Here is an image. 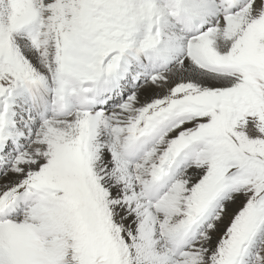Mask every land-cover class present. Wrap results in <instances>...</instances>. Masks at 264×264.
Here are the masks:
<instances>
[{"label":"snow or ice","instance_id":"6c2138e0","mask_svg":"<svg viewBox=\"0 0 264 264\" xmlns=\"http://www.w3.org/2000/svg\"><path fill=\"white\" fill-rule=\"evenodd\" d=\"M0 264H264V0H0Z\"/></svg>","mask_w":264,"mask_h":264}]
</instances>
